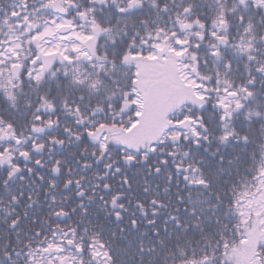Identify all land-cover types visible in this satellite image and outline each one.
Listing matches in <instances>:
<instances>
[{"label": "snow or ice", "instance_id": "snow-or-ice-1", "mask_svg": "<svg viewBox=\"0 0 264 264\" xmlns=\"http://www.w3.org/2000/svg\"><path fill=\"white\" fill-rule=\"evenodd\" d=\"M0 264H264V0H0Z\"/></svg>", "mask_w": 264, "mask_h": 264}]
</instances>
